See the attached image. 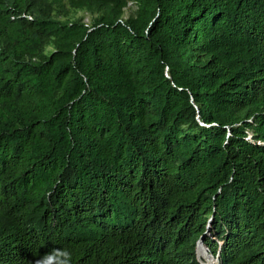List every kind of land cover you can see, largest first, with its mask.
I'll list each match as a JSON object with an SVG mask.
<instances>
[{
	"label": "trees",
	"instance_id": "obj_1",
	"mask_svg": "<svg viewBox=\"0 0 264 264\" xmlns=\"http://www.w3.org/2000/svg\"><path fill=\"white\" fill-rule=\"evenodd\" d=\"M206 263L264 264V0H0V264Z\"/></svg>",
	"mask_w": 264,
	"mask_h": 264
},
{
	"label": "rangeland",
	"instance_id": "obj_2",
	"mask_svg": "<svg viewBox=\"0 0 264 264\" xmlns=\"http://www.w3.org/2000/svg\"><path fill=\"white\" fill-rule=\"evenodd\" d=\"M66 6H68V5H66ZM133 8H134V5L132 4V2H128L126 7L124 8L123 17H127L128 14L132 13L133 12ZM26 16H27V14H26ZM73 16L82 17V19L84 21H86L87 23H90L91 20H92V17H93V15L89 11L82 10V9L74 11L73 12ZM206 264H209V263H206Z\"/></svg>",
	"mask_w": 264,
	"mask_h": 264
}]
</instances>
